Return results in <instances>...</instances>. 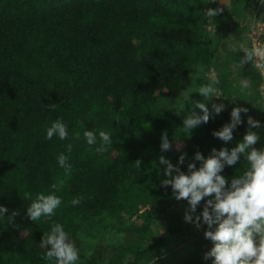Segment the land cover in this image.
<instances>
[{
    "label": "trees",
    "instance_id": "1",
    "mask_svg": "<svg viewBox=\"0 0 264 264\" xmlns=\"http://www.w3.org/2000/svg\"><path fill=\"white\" fill-rule=\"evenodd\" d=\"M251 1L231 0L230 8L210 18L219 34L210 63L222 92L235 107L248 109L225 143L213 132L230 122L233 107L189 138L182 130L186 117L168 104L192 68L208 61L199 28L204 0H0V206L8 209L0 218V264H54L43 259L49 246L41 241L53 223L64 226L79 250L76 264H212L214 258L204 257L214 245L205 236L168 247L173 235L181 238L188 229L189 205L175 199L171 186H162L167 166L159 158L185 173L191 162L198 168L195 153L207 158L213 148H234L249 128V116L261 123L252 129L260 137L254 147L264 148L263 76L251 80L252 106L232 88L237 70L218 63L227 36L251 11ZM51 104L57 105L55 111ZM58 118L67 125L68 138L46 139ZM86 130L97 134V145L87 144ZM101 130L111 134L112 145L98 154ZM164 132L168 151L160 147ZM69 143L72 171L66 175L57 157L68 155ZM249 167L242 156L221 174L231 180ZM41 192H54L62 203L50 219L33 222L26 209ZM78 197L81 202L73 206ZM207 199L197 209L203 210ZM104 211L137 216L140 223L123 231L133 240L115 250L100 240L85 254L81 222Z\"/></svg>",
    "mask_w": 264,
    "mask_h": 264
},
{
    "label": "clouds",
    "instance_id": "2",
    "mask_svg": "<svg viewBox=\"0 0 264 264\" xmlns=\"http://www.w3.org/2000/svg\"><path fill=\"white\" fill-rule=\"evenodd\" d=\"M222 11L220 7L207 8L204 15L214 18ZM243 51L244 58L233 64L235 70L238 71L243 64L252 62L254 58H259L256 67L264 69V49L253 47L245 48ZM218 83V80H213L211 84L196 88L195 92L203 97V101L193 102V106L199 108L203 114L192 112L184 119L182 130L189 138L194 129L208 123L210 117L223 110V105L213 104L210 111L204 102L216 97L214 85ZM240 86L242 91L249 90L248 94H252L250 79H241ZM48 108L55 111L57 105L51 104ZM247 112V108L233 107L230 122L223 125L219 131H214L213 136L225 143L231 142L234 130L243 122L241 113ZM247 124L249 128L242 141L231 150L221 148L217 151L213 148L207 158L197 151L194 160L199 161L200 166L197 168L196 163H189L187 173L181 171L179 166H174L165 157L159 158V164L167 166L164 170L167 178L161 181L162 186H171L176 200L188 202L185 221L194 222L197 228L201 226V222L207 225L208 230L204 232V236L211 240L214 246L204 258H214L212 264H264V148L254 147L260 137L257 132L252 131L253 128L261 127V123L249 116ZM54 135L60 140L68 138L67 125L62 118L55 120L46 130V139L50 140ZM74 136L79 139L80 134L77 132ZM83 136L88 145H97L98 138L94 131L86 130ZM161 140V150H170L171 144L166 132L162 134ZM111 145V134L103 130L99 131V146L95 148V152L102 154ZM66 147L68 155L60 153L57 162L64 169L65 174L70 175L72 165L68 160L72 152V144L69 143ZM242 156L250 165L242 175L229 180L221 174L225 166L236 165ZM184 160L185 156L181 155L178 163L183 164ZM135 163L140 165L139 160ZM51 187L59 191L57 184ZM25 197L31 199V194L25 193ZM205 198L209 199L206 200L202 213L195 215L197 206ZM81 200L82 197L74 198L71 204L78 205ZM61 203L62 198L54 192L47 195L38 193L26 209L27 216L33 222L39 221L42 217L50 219ZM7 211L6 207L0 206V218H3V214ZM12 215L15 216L17 213L13 212ZM69 240V234L64 230V226L53 223L50 232L44 233L41 240L49 246L43 259L54 261V264H76L79 260V250Z\"/></svg>",
    "mask_w": 264,
    "mask_h": 264
},
{
    "label": "rangeland",
    "instance_id": "3",
    "mask_svg": "<svg viewBox=\"0 0 264 264\" xmlns=\"http://www.w3.org/2000/svg\"><path fill=\"white\" fill-rule=\"evenodd\" d=\"M264 2V0H262ZM263 5L261 4V7ZM221 7L223 10L231 7V0H204L202 8L200 9L199 28L204 35L207 48L209 50L208 61H200L194 66L191 72L183 79L181 86L177 88L168 98V104L179 115L187 117L192 112L198 115H202V111L199 108H194L193 102L203 101L198 93L195 92L196 88L201 85L211 84L213 80H218L219 73L210 63V55L218 47L219 34L216 30L211 19L204 15V11L207 8ZM260 7V1H251L249 9L240 19V22L235 21L233 29L226 38L224 44V51L221 55V59L218 63L223 64L224 69L232 68L233 64L242 60L245 56L243 49H251L253 47H259L264 49V8ZM253 9V11H252ZM256 9V11H254ZM259 58H254L252 65H243L235 75L236 88H232L236 95L242 96L247 104H250L254 100L252 88L250 86L251 95L248 94L249 90H241V79L253 80L257 75H262L264 78V69L256 67ZM216 92L211 100L204 101L206 106L212 111V105H223V110L219 114H214L210 117V121H216L220 119L229 107H235L236 104L233 100L224 95L221 88V83L215 84ZM264 87V84H263ZM219 97V98H217ZM252 105V104H250ZM253 106V105H252ZM238 133V132H236ZM203 210L196 209L195 215H200ZM202 220V218H201ZM140 223L137 216H128L120 213H112L110 211H104L101 216L83 220L81 222L80 236L83 241V251L85 254L92 252L95 244L98 241H103L112 250L118 249L121 245L127 244L133 240V236L127 232H123L124 229L130 228L134 224ZM188 229L180 234L181 238L173 235L168 241V247H175L185 243L187 239L194 237L204 236V232L208 229L207 225L201 222V226L197 228L194 222H186Z\"/></svg>",
    "mask_w": 264,
    "mask_h": 264
}]
</instances>
